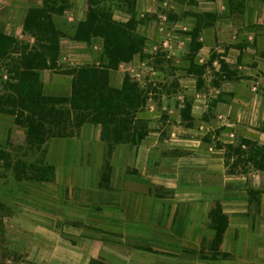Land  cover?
I'll list each match as a JSON object with an SVG mask.
<instances>
[{"label": "crops", "instance_id": "obj_1", "mask_svg": "<svg viewBox=\"0 0 264 264\" xmlns=\"http://www.w3.org/2000/svg\"><path fill=\"white\" fill-rule=\"evenodd\" d=\"M46 1L60 0H0V34L32 42L23 33L25 16ZM65 1L69 9L63 16H53L52 22L56 17L66 18L71 25L82 22L86 1ZM196 2L193 9L199 14L182 11L174 25L181 29L178 37L189 39V22L211 21L197 27L195 55L197 64L209 62L212 67L203 69L199 80L203 87H212L213 95L198 93L188 105L191 97L184 94L166 96L167 103L177 101L166 108L165 125L151 123L147 136L133 148L117 144L108 153L101 127L84 124L73 137L49 140L43 163L59 171V177L62 168L69 167L62 174H72V179L57 180L59 188L86 191L80 198L102 205L103 213L116 209L120 222L133 226L134 238L144 246L139 252L149 258V264H193L201 254L209 253L240 255L246 264L264 262V170L257 167L260 157H251L247 147L250 142L264 151V0H243V11H235L229 0ZM157 5L158 0H135L134 10L142 17ZM65 42L58 49V64L72 68L83 57L88 66L101 64V48L96 43ZM26 51L31 52L32 46ZM139 54L129 64L145 68ZM4 61H0V92L6 80L15 78L9 60ZM126 65L120 63L109 72L110 88L122 87ZM48 74L52 79L43 81L41 77ZM37 78L43 95L70 98L72 75L59 76L48 67L38 71ZM187 116L194 123L197 120V126L190 125ZM15 128V115L0 114V146H7ZM81 144L89 148L87 157L81 156ZM106 161L111 173L102 180ZM86 171L93 173L90 180L80 178Z\"/></svg>", "mask_w": 264, "mask_h": 264}, {"label": "rangeland", "instance_id": "obj_2", "mask_svg": "<svg viewBox=\"0 0 264 264\" xmlns=\"http://www.w3.org/2000/svg\"><path fill=\"white\" fill-rule=\"evenodd\" d=\"M229 1L235 11H243L245 8L242 4L243 0ZM92 2L95 5L98 4L97 0H92ZM59 6L64 8L69 4L64 2ZM193 6H197L196 0H158L155 10L152 13H143L142 17H138V13L134 10V0H106L104 4L98 6L109 11L113 19L115 16L114 20L117 23L125 24L131 20L134 34L144 40L139 57L140 62L146 67L137 68L133 63L126 62L127 65L123 68L125 70L123 80L135 86L137 93L145 99L144 107L137 112L136 116L140 117L148 128L155 121L160 123L159 125H165L168 117L166 108L174 106L177 101L175 99L167 103L166 96L184 94L191 97L187 100L188 105L192 97L198 93L213 95L212 87H203L199 80L203 69L209 67L211 70L212 67L209 62L202 65L197 64L195 55L199 46L197 27H206L211 24V21L205 19L189 22L190 31L187 32L190 35L189 39L178 37L181 29L174 25L176 22L174 19H177L182 11L198 15L199 13L193 9ZM68 9L64 10L61 16ZM86 12L87 9L84 12V19ZM121 16L129 19L121 21L123 20V18L120 19ZM64 19L66 18L59 20L56 17L53 21L56 29L64 36L59 46L65 45L63 44L65 41L67 43L77 25V23L71 25ZM94 43L100 46L102 52L101 39H92L86 45L91 46ZM29 45L33 50L34 40L28 43L24 40L16 41L17 49L24 50V53L19 57L9 55L4 59L9 60L7 63L11 67L9 71L13 73L12 77L17 76L15 70L22 63L30 61L27 59V54L30 52L26 51ZM83 59L84 57L78 61L80 64L72 68L58 64L59 59L51 63L45 60L50 64L49 67L55 70L56 75L64 76L71 72L76 73L79 68L88 66L89 64H85ZM4 60L3 63H5ZM98 61L102 65L90 66L101 68L104 65L105 60L101 54ZM48 75L41 77L43 81L47 82L52 79L51 75ZM11 79L6 80L0 92V109L3 110H7L12 101L16 100L15 93L9 89V86L14 85L16 81ZM182 79H189V81L182 84ZM33 87L41 94L43 93V84L39 78L33 83ZM155 96L158 97L157 100ZM6 98L8 100L5 104ZM150 98L153 99L152 102L148 101ZM59 99L61 103L53 102L55 104L52 109L60 115L53 118L52 125L49 126L54 137L47 138L45 144L53 138L73 137L77 132L76 124L67 123L65 119L69 110L66 101L68 99L63 97ZM16 105L17 102H15V108L10 110L16 112ZM153 114L156 116L155 119L151 118ZM14 115L16 117L15 113ZM210 116L209 114L207 117ZM185 118L189 120L190 125L197 126V120L194 123L195 119H190L188 116ZM44 145L29 148L25 145L24 131L16 127L13 138L7 146H0V224L2 230L0 248L8 250L6 253H0V264H149V258L142 256L139 252L144 246H141L143 244L139 242V239L134 238L133 226L123 225L116 209L109 208L110 214L103 213L102 205H91L85 199L80 198L86 195V191L80 192L82 193L80 195L76 190L58 187L61 182L58 184L57 180H62L67 176L72 179L73 175L62 174L63 170L66 172L69 169L64 166L59 177V171L55 172L53 168L43 163ZM80 149L82 157L89 155L87 145L81 144ZM236 151L235 149V153ZM262 155H264L263 150ZM82 162L86 163V160L83 159ZM92 176V172L86 171L80 178L90 180ZM253 196L256 198L255 194ZM199 259L198 263L193 264H246L240 255L238 258H233L231 255L223 254L219 257V255L209 253L201 254ZM251 264H264V262L253 260Z\"/></svg>", "mask_w": 264, "mask_h": 264}, {"label": "trees", "instance_id": "obj_3", "mask_svg": "<svg viewBox=\"0 0 264 264\" xmlns=\"http://www.w3.org/2000/svg\"><path fill=\"white\" fill-rule=\"evenodd\" d=\"M86 1L85 19L76 25L68 39L85 44L92 39H101L103 42L101 56L105 63L101 68L84 66L79 68L78 72L70 73L71 96L66 100L69 110L65 119L67 123L76 124V130L84 124L100 126L101 141L106 145L108 153L117 144H125L133 148L148 133L146 123L136 116L144 107L145 99L137 93L135 86L125 80L121 89L110 88L108 76L109 72L115 70L120 63L129 62L139 54L144 40L134 34L131 20L125 24L117 23L112 20L109 11L98 7L106 0H97V5L92 0ZM64 2L68 4L65 0L46 1L42 7L27 11L23 22V33L34 40L33 50L27 54V59L30 61L22 63L15 70L16 83L9 86V89L15 93L16 100L12 101L7 110L0 109V114H16L15 126L24 131L25 145L29 148L43 146L47 138L54 137L49 126L52 125V119L60 115L52 109V106L55 104L53 102L61 103V99L43 96L33 87V83L37 82V72L48 68L50 65L48 63L57 59L59 42L64 36L54 26L52 17L61 16L63 11L69 8V6L64 8L59 6ZM15 51H19L16 40L0 34V61ZM7 100L8 98L4 101L5 104ZM15 102H17L16 112L10 110L15 108ZM247 147L251 157H260L257 167L261 171L264 170L262 149L250 142L247 143ZM236 153L238 154L239 151L237 150ZM110 173L106 161L101 171V179L108 178ZM7 251L0 248V253Z\"/></svg>", "mask_w": 264, "mask_h": 264}]
</instances>
